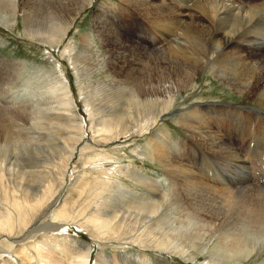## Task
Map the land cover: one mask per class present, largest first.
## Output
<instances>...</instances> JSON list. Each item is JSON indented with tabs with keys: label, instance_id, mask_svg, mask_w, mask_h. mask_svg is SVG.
I'll return each mask as SVG.
<instances>
[{
	"label": "bare ground",
	"instance_id": "1",
	"mask_svg": "<svg viewBox=\"0 0 264 264\" xmlns=\"http://www.w3.org/2000/svg\"><path fill=\"white\" fill-rule=\"evenodd\" d=\"M33 1L0 0V22L10 25L9 29H13L20 19L24 24L28 23L36 17L35 12L26 11L27 4ZM76 1H82L83 5L65 24L51 25L48 33H30L28 37L50 48L61 45L94 2ZM122 1L130 14L137 8L140 10L144 3L151 9H165L168 13L158 16L159 19L155 17L157 26L160 22L164 24L174 12L179 15V22L186 20V23L180 33L169 34V37L163 34L166 36L164 43L169 42L166 48L145 52L136 46L130 47L128 41H120L123 37L121 26L103 15L110 9L98 6L91 32L80 38L78 54L75 55L74 48L70 47L62 55L72 67L79 85L99 74L102 68H107L106 73L113 77L103 88L95 90L93 82L82 87L88 120L80 114L67 72L59 63L58 74L52 75L51 96L42 97L44 103H38L36 111L24 115L30 124L24 126V134L11 133L9 125L6 129L14 143L10 147L0 134V264H17V260L3 252L12 251L17 243L24 244L16 250L15 256L21 264H90L93 253L90 245L78 242L82 251L73 257L67 254L66 258H71L67 262L63 255H57L55 247H48L49 240H56L57 235L53 233L62 231L68 226L62 222L69 221H79L71 224L89 230L99 241L107 243L139 245L143 249L151 248L190 259H195L201 250L206 251L208 264H224L223 260H233V264H237L255 253L260 256L264 250V159H261L262 168L258 174L246 175L252 162L246 149L253 140L259 143V152L264 149V3L227 0L228 3L221 1L222 4L219 0H198L196 12L190 14L175 0ZM244 5L249 8L246 10ZM146 14L153 15L148 9ZM94 35L100 36L104 53ZM102 53L104 56L100 57ZM88 63L93 64V70L84 67ZM204 72L206 75L211 73L221 85L234 89L256 105H217L189 100L179 105L177 122L186 132L187 139L181 138L175 143L182 151L188 145H196L205 157L215 154L211 156V167L217 165L213 171L222 178L221 185L216 181L212 183L210 171L204 168L198 171L199 174L209 172L203 181L198 180L192 166L181 167L177 157L170 153L175 148L169 141V134L158 130L147 143V153L164 167L166 175L171 176L172 184L166 191L154 179L132 176L130 167L118 170L125 177L136 178L145 189L156 194L155 200L144 202L132 197L117 180L118 167H114L113 174L106 169L104 163L111 157L99 153L84 161L86 166L96 165L88 171H97L99 177L91 178L86 173L75 177L82 188L79 195L68 187L69 193L76 197L75 204L71 207L66 197L62 203L58 197V201L52 203L58 189L65 185L64 179L76 155L83 158L94 144L104 145L108 141L115 143L122 138L145 135L153 126H158L161 117L173 110L178 97L183 98L199 86ZM111 78L105 77V81ZM131 79L134 83L144 79L137 93L130 91L132 86H127ZM110 89L113 91L111 97ZM125 92L124 103L118 102ZM112 102L114 104L109 105ZM13 115L22 116L21 113ZM140 122H143L142 126ZM135 124L137 126L131 132ZM88 125L93 138L92 142L85 143ZM229 166L233 167L234 174L231 180H226ZM180 176H184V182L179 180ZM77 181L73 185H77ZM86 195L90 196L88 202ZM81 202L82 215L77 211ZM120 211L127 216L118 215ZM38 212L44 214L40 215L43 216L41 219ZM154 223L165 225L155 228ZM159 230H162V238L155 239ZM97 263L151 264V260L122 253L113 260L101 253Z\"/></svg>",
	"mask_w": 264,
	"mask_h": 264
},
{
	"label": "rangeland",
	"instance_id": "2",
	"mask_svg": "<svg viewBox=\"0 0 264 264\" xmlns=\"http://www.w3.org/2000/svg\"><path fill=\"white\" fill-rule=\"evenodd\" d=\"M121 1L122 0H94L90 8L82 15V17L79 18L75 27H73L71 33L67 36L65 41L56 48H50L49 46L39 42L38 40H31L30 37H28V35H30V33H34L35 35L45 34L49 32V29H51V25L65 24L72 17L75 10L83 5L82 1L77 2L76 0H34L33 2L27 4L26 11L28 13L35 12L36 17L29 19L28 23L26 22L24 24L23 20L20 19L18 21V24L14 26L13 29H9L10 25L6 26L0 22V114H1L0 134L1 137L3 134L4 138L6 139L3 140H5L9 144V147L14 143L13 140H10L8 136V130L6 128L10 125L11 133L19 131V133L24 134L23 131L24 126L27 125L28 127L30 125L27 124L29 122V118L24 115L36 111L38 109V103L41 104L44 103L42 102V97L51 96L49 90L51 89V86L54 84L52 77L54 76V74L55 75L58 74L57 68L59 67V63L62 64V67L67 72V76L70 80V85L72 88V93L73 96L75 97L76 104L78 106V110L80 111V114L83 115L86 120H88V112L85 107V103L83 102L85 98V94L82 93V87L87 86L89 83L93 82V84L95 85L94 87L95 90L97 87L103 88L106 82H108L109 80H113L112 79L113 77L111 78V75L106 73L107 68H102L99 69V74L92 75V77L89 78L87 81H85L82 85H79L78 80L72 71V67L68 65V62L65 59H63L62 55L67 51H69L70 47L74 48L75 55L78 54V51H80L81 48L80 38L83 36L84 33L91 32L93 27L95 10L97 8L101 6L102 7L105 6L106 8H108V10L110 9L109 13L104 12L105 14L103 15L108 20L110 19L112 22H114L118 27L119 25L121 26V28L119 27V29L120 32H122L120 33L121 37L122 36L123 37L120 39V41H128V45L130 47L132 48L137 47V49L143 50L145 52L147 51L154 52L166 48L169 45V42L166 41L164 43L165 37L166 36L169 37V34L170 36H172L173 35L172 33H174V35L177 32L180 33L181 29H183L184 27L183 25H185L186 23V20H181V22H179L178 20L180 19L179 15L176 12H174L173 15H170L165 19L166 21L164 24L160 22V26H157L155 24L156 21L155 17L158 16L160 17V15L168 13L165 12V9L162 11L151 9L147 7L148 5L146 3H144L142 6L139 5V7L141 6L140 10L139 8H137V10H134L135 13L132 12L130 14L128 9L124 8L127 7L125 6L126 4L124 3L123 5V1L122 3ZM221 1L223 3H228V2H234L236 0H228V2L227 0H219V3H222ZM256 1L264 3V0H260V1L256 0ZM174 2L177 4L179 3V5L184 8L183 10H186V12L190 14L196 12L195 5L197 4L198 0H175ZM122 7L124 8V10L119 9ZM243 7H246V10L249 8L246 5H244ZM147 9L150 12L152 11V14L154 16L151 15L150 17V15L146 14ZM126 10L129 12V15ZM64 16H67V18H65ZM168 18H170L171 20ZM36 26L38 27L37 30H36ZM164 26L165 27L168 26V28H165ZM25 29H27V31H25ZM166 30H168V33ZM163 34L166 36H164ZM99 38L100 36L94 35L95 42H97L98 46L101 48L102 44L100 43ZM101 49L103 50L104 53L103 47ZM103 53L100 55V57L104 56ZM129 54H131L133 60H136V56L130 50H129ZM84 67L92 70L94 69L92 63H88ZM105 77L111 79L105 81ZM143 81L144 79H141L134 83V79H131L130 82L127 84V86L128 87L132 86L130 91H135L137 93V90L140 87V85L143 83ZM126 94L127 92L123 93L121 95V99L118 102L124 103L123 99L126 97ZM109 95L110 97L113 95V91L111 89L109 90ZM185 95L183 98L178 97L177 101L172 107L173 110L168 112L165 116L161 117L160 122L158 124L159 127L156 125L153 126L150 129V131L146 132L145 135L144 134L137 135L131 139L122 138L115 143H111L112 141H108L107 144L104 145L94 144L95 149L92 148L88 150L89 152L86 151L83 158H81L80 155H76L75 158L76 160L74 159L71 162L67 172L66 180L64 179L65 187L63 186L62 189L61 188L58 189L57 191L58 193L60 190L61 191L59 195L56 192L57 193L55 195L56 197L54 196L52 203L54 200L58 201V199L59 201H61L60 203H62L67 198L68 200L67 199L66 200L68 201V203L71 204V207L75 204L76 202L75 195H79L82 191V188L80 187V181H77L75 177L83 176L84 173H86V176H91V178L99 177V174L96 173L97 171L95 172L88 171L89 169L96 167V165L86 166L84 164L86 158L92 155L95 156V154L98 155L99 153H103L111 157V159L107 160V162L104 163L107 167L106 169H108V171H111L112 173L114 172V167H118L117 174L119 176L117 177V180L118 182L120 181L124 184L123 188L125 189V191L130 193L132 197L135 198L136 196L135 198L136 200L144 201V202L145 201L148 202L149 199L155 200L157 197L156 194L150 192V190L148 189H145V187L141 185L136 178L145 177V179L147 180L154 179L158 182L157 184L161 186V188L165 191L167 187L172 184L171 182L172 178L170 175L165 174L164 167L161 166V164L157 162V160L153 161V159H151L147 153V149H148L147 143L149 142L152 133L158 130L166 131L170 135L169 136L167 134L169 137V141L172 145H174L173 148L177 149L170 151V153L173 152L171 154H174V156L177 157V161L181 167L192 166V168L195 170L197 177H199L198 180H203V181L209 172L204 174H199L198 171L200 168H204L205 171H210L209 175L211 182L213 183L216 181L218 185H221L220 183H222L221 181L222 178L218 177L216 172H214L215 167H217V165L214 164L213 168L211 167V160H212L211 156L214 157L215 154H212L209 157H205L206 154L203 153L201 150H199V147H197L196 145H194L195 147H191L190 145H188V147L185 148L184 151H182L179 148V146L176 144L179 142V140H181V138L187 139L186 132L182 130V128L179 126L177 122L178 120L177 112L180 109L179 105H181V102L184 100H189L192 103L196 102V103L217 104V105L230 104L235 106H252V107L256 105L246 100V98L242 94L238 93L234 89L229 87L226 88L225 86L221 85L220 81L216 80L213 77V75H211V73L209 72H207V75L204 72L201 76L199 86H197V88H195L194 90H191L189 94H185ZM113 104L114 103L112 102L109 105H113ZM13 113H21L22 116H14ZM15 117L17 119H15ZM142 125L143 122H140V126ZM89 126L90 125L87 126V131H86L87 134L84 139L87 141H84L85 143L92 142L91 140L93 138ZM135 126H137V124L133 126V130L131 132L134 131ZM152 129L154 130L152 131ZM258 144L259 143H256L255 140H253L249 142L247 145L248 150L246 149V152L251 156L252 162L250 163V165H248L249 167L247 169L246 175H250V176L254 175V172H257L258 174L259 169L262 168L261 159L262 158L264 159V149L259 152ZM79 148H81V146ZM261 152L262 155L259 156V153ZM219 162H220L219 159H217V164ZM122 167L124 169L130 167V173L133 174L132 176H136V178H128L125 177L124 174H121L120 171L118 170H122ZM28 170L29 169H27V171ZM228 170L229 171H227L226 173L227 174L226 180L227 179L231 180V175L234 174L233 167L229 166ZM258 177L260 179L262 178V176H258ZM71 179L73 183H71ZM184 179H185L184 176L179 177L180 181L184 182ZM76 181L78 182V184L73 185ZM223 183L225 184V182ZM111 186L114 187L116 185L111 183ZM68 187L74 189L75 195L69 193ZM220 187L222 188V186ZM89 197L90 196H87L86 202L90 201ZM82 203L83 202L79 204V206L77 207L78 209L76 208L78 212H81V215L84 214V211H82L80 208V205ZM46 210H48L47 207L45 208V210L43 209L45 213ZM37 214H39L37 215L39 219L43 217V216L40 217V215H44V214H40L39 212ZM118 215L127 216V214L123 213V211H120ZM62 223H66L68 226L63 228L62 230L63 232L56 231L53 233L55 236L57 235L56 240L55 242H53L52 239L49 240L51 241L50 242L51 244H48V247L51 246L55 247V251L57 255L58 256L63 255L62 257L67 259L65 260V262L71 259V258L69 259L66 258L68 255L73 257L78 255L79 252L82 251L80 247L82 244L90 245L93 248V253L91 257L92 260L90 264H98L97 262L99 259V255L101 253L106 255V258L113 260L114 257L118 256L120 253H122L124 256H130L135 254L136 257L142 256L144 257V259H150L151 264H208L209 262L206 251L201 250V252L198 253L195 259H190L189 257L186 258L180 256L178 257V255H170L164 252L161 253L151 248L143 249L139 245L123 246L117 243L113 244L110 242L107 243L106 241H99L94 235H92V233L89 230L87 231L86 229L79 227L77 224H71V223H80L79 221L78 222L69 221ZM154 224H155V228H158L160 224L161 225L163 224V228H164L165 225V223H154ZM140 228L141 230H143L144 223L140 225ZM161 233L162 230L156 231L157 235L155 236V239L162 238ZM74 242L75 245L77 244L76 246H74ZM78 242L81 243V245H78ZM23 245H24L23 243H17L15 244V249H13L12 251L4 250L3 252L6 253L5 256H7L8 254L11 255L10 256L12 257L11 259L13 260L15 259L14 261L17 260L16 261L17 264H21L20 263L21 260L15 258V256L17 255L16 250L22 248ZM57 251L58 252L60 251L61 253L60 252L58 253ZM260 254L261 255L259 256L257 253H255L252 255V257L245 259L243 262H238L237 264H262L264 263V250H261ZM223 263L233 264V260H223Z\"/></svg>",
	"mask_w": 264,
	"mask_h": 264
}]
</instances>
